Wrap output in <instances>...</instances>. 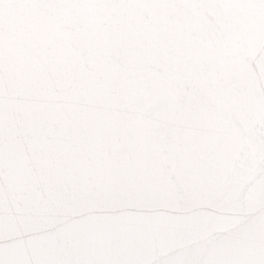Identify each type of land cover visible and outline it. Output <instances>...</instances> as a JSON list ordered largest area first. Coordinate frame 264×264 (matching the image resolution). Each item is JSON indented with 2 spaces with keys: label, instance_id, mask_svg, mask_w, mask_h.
<instances>
[{
  "label": "snow or ice",
  "instance_id": "snow-or-ice-1",
  "mask_svg": "<svg viewBox=\"0 0 264 264\" xmlns=\"http://www.w3.org/2000/svg\"><path fill=\"white\" fill-rule=\"evenodd\" d=\"M0 264H264V0H0Z\"/></svg>",
  "mask_w": 264,
  "mask_h": 264
}]
</instances>
